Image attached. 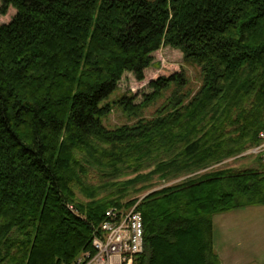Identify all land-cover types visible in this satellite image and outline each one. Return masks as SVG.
Segmentation results:
<instances>
[{
    "label": "trees",
    "instance_id": "1",
    "mask_svg": "<svg viewBox=\"0 0 264 264\" xmlns=\"http://www.w3.org/2000/svg\"><path fill=\"white\" fill-rule=\"evenodd\" d=\"M0 264H78L108 208L137 200L146 249L135 264H219L214 215L264 204V158L214 167L261 142L264 0H2ZM180 48L183 72L150 82L139 104L108 98L152 53ZM151 117L113 128L114 105ZM242 157V156H239ZM152 190L155 179L169 182ZM140 198V196H142Z\"/></svg>",
    "mask_w": 264,
    "mask_h": 264
},
{
    "label": "rangeland",
    "instance_id": "2",
    "mask_svg": "<svg viewBox=\"0 0 264 264\" xmlns=\"http://www.w3.org/2000/svg\"><path fill=\"white\" fill-rule=\"evenodd\" d=\"M1 4L2 0H0V8ZM15 13L16 8L13 6H10L5 13L0 10V23L9 22ZM152 56L151 64L145 69V78L139 80L132 72L124 73L118 87L108 98L109 101L118 100L126 95L133 97L134 104H139L145 94L153 91L150 86L152 80L178 72H183L187 80V83L180 88L182 93L195 92L200 87L202 83L200 66L186 60L180 48L164 44L154 51ZM175 87L171 85L165 89L159 99L138 110L136 115L125 112L119 105H114L111 112L103 118V123L105 126L113 128L124 123H134L140 116L151 117L157 108L172 95L176 90ZM251 148L253 147L239 154L242 157L235 156L225 159L223 162L215 164L214 167H240L251 164L257 156L264 158V152L247 153ZM184 178L169 182L155 179L156 185L152 190L160 189ZM142 197L143 195L140 196V198ZM139 201L140 199L135 204H138ZM211 225V245L219 264H264V204L247 205L216 214L211 220Z\"/></svg>",
    "mask_w": 264,
    "mask_h": 264
},
{
    "label": "built area",
    "instance_id": "3",
    "mask_svg": "<svg viewBox=\"0 0 264 264\" xmlns=\"http://www.w3.org/2000/svg\"><path fill=\"white\" fill-rule=\"evenodd\" d=\"M261 142L248 152H264V131ZM93 252L78 259V264H135L146 249L145 224L137 204L131 207H110L92 239Z\"/></svg>",
    "mask_w": 264,
    "mask_h": 264
}]
</instances>
